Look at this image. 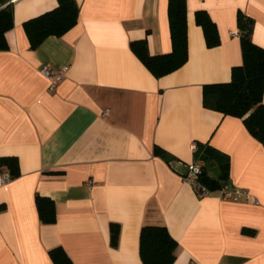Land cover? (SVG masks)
I'll return each instance as SVG.
<instances>
[{
    "label": "crops",
    "instance_id": "crops-1",
    "mask_svg": "<svg viewBox=\"0 0 264 264\" xmlns=\"http://www.w3.org/2000/svg\"><path fill=\"white\" fill-rule=\"evenodd\" d=\"M11 2L14 25L0 49V156H16L20 173L0 180V264H54L56 246L72 264H144V224H163L176 239L172 264H264V144L241 118L202 103L203 85L229 81L242 63L239 11L264 47V0H186L188 58L161 77L130 41L146 38L151 54L171 50L168 0H76L77 23L34 49L23 22L58 1ZM197 9L216 23L219 45H206ZM43 65L62 71L52 89ZM197 144L227 154L229 188L248 199L198 195L183 177ZM37 193L54 200V222L40 220Z\"/></svg>",
    "mask_w": 264,
    "mask_h": 264
},
{
    "label": "trees",
    "instance_id": "trees-1",
    "mask_svg": "<svg viewBox=\"0 0 264 264\" xmlns=\"http://www.w3.org/2000/svg\"><path fill=\"white\" fill-rule=\"evenodd\" d=\"M57 1L58 4L54 8L23 22L30 48H36L50 35H63L77 23L79 5L76 0ZM167 10L171 38L169 52L151 54L146 38L130 41L132 51L156 77L178 69L188 58L186 0H168ZM237 18L242 63L232 67L229 81L204 84L202 103L204 107L220 111L224 115L241 118L250 134L264 144V47L256 44L251 38L253 19L240 11ZM195 21L201 26L208 47L220 44L216 23L205 9L195 11ZM13 25L11 0H0V49L8 47L6 32ZM154 153L170 161L160 146H154ZM193 162L201 163L197 179L208 190L230 187L227 154L213 147L201 149L197 144ZM0 167L5 168L3 171L9 173L10 179L20 173L16 156H0ZM35 203L42 222L52 223L56 220L52 198L37 193ZM4 207V204H0V210ZM118 237L119 225L112 222V246L117 245ZM177 246L176 239L163 224H144L140 229L139 254L144 264H172L176 258ZM49 255L54 264H72L71 258L61 246L51 248Z\"/></svg>",
    "mask_w": 264,
    "mask_h": 264
},
{
    "label": "built area",
    "instance_id": "built-area-1",
    "mask_svg": "<svg viewBox=\"0 0 264 264\" xmlns=\"http://www.w3.org/2000/svg\"><path fill=\"white\" fill-rule=\"evenodd\" d=\"M40 71L42 74H44L50 79V89L54 88L56 84L59 81H61L63 78L62 71L60 70L53 71L47 65L41 66ZM200 171H201V163L192 162L188 164L187 170L183 175V177L194 186L199 196H203L211 191L208 190L204 185H201L200 182L198 181L197 175L200 173ZM0 180L2 183L6 182L7 180H10L9 173L7 171H3ZM218 190L221 191V193L225 198H229L232 200H239L244 198L248 199L249 197L248 192L240 188L224 187Z\"/></svg>",
    "mask_w": 264,
    "mask_h": 264
}]
</instances>
